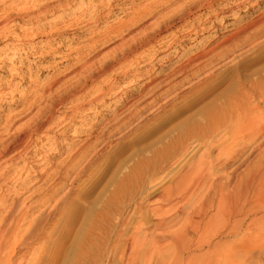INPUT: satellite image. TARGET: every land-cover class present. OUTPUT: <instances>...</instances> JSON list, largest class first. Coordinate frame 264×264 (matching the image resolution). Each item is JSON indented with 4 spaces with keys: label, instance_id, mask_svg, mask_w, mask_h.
<instances>
[{
    "label": "rangeland",
    "instance_id": "rangeland-1",
    "mask_svg": "<svg viewBox=\"0 0 264 264\" xmlns=\"http://www.w3.org/2000/svg\"><path fill=\"white\" fill-rule=\"evenodd\" d=\"M229 105L264 128V0H0V139L40 112L47 122L5 166L0 193L40 207L0 235V264H264V181L217 214L184 178L244 179L264 161L251 132L210 147L222 136L208 119Z\"/></svg>",
    "mask_w": 264,
    "mask_h": 264
},
{
    "label": "bare ground",
    "instance_id": "bare-ground-1",
    "mask_svg": "<svg viewBox=\"0 0 264 264\" xmlns=\"http://www.w3.org/2000/svg\"><path fill=\"white\" fill-rule=\"evenodd\" d=\"M262 18V15H261ZM181 20V19H180ZM178 22V21H177ZM121 23V22H120ZM122 24V23H121ZM172 24H173V20H168L165 18H162L160 20V22L158 23L157 26V30L158 32L162 33V32H167L172 28ZM176 25V24H175ZM118 26V25H117ZM118 28V27H117ZM150 39H152L151 36H147L145 38H143V40H139V43L144 41H150ZM227 41V39H226ZM135 45V44H134ZM134 45H127L124 46V48L121 49L120 54L122 57V60L125 59L134 49ZM141 46V45H140ZM218 47V46H216ZM215 47V48H216ZM119 57V56H118ZM116 58V57H115ZM120 59V58H119ZM113 63V62H112ZM116 63V61H115ZM87 65V64H86ZM111 65V64H110ZM109 66H107L106 68L108 69ZM113 65V64H112ZM93 68H95V64L87 66V70L85 71V74H87V77L85 75L82 76L81 79H79L76 83V85L74 87H72L73 92L78 91L80 88H83L85 85H87L88 81H90L91 79H93L94 77V70ZM113 67L111 66V69ZM101 69V68H100ZM108 71V70H107ZM102 72V71H101ZM96 75V74H95ZM249 87V86H248ZM253 88V87H252ZM66 89V88H65ZM59 92V91H58ZM60 94V93H59ZM63 94V93H62ZM52 98V97H51ZM236 99V98H235ZM53 100V99H52ZM62 101V100H61ZM62 103V102H61ZM234 104V103H232ZM237 104V103H235ZM242 104V103H241ZM231 105V104H230ZM229 105V106H230ZM256 105V104H255ZM259 105V104H257ZM49 106V105H48ZM227 107L224 115L222 116L224 119L222 122H220V116L218 114H214L212 117H210L208 119L209 121V125L211 128V134H216L218 136H222L217 142H211L210 143V147L213 149L216 148H220L222 147L226 141H224L226 138V140L228 141V138H236L238 139L240 136H242V139H247V132H251L253 133V137L255 136L254 134H256L258 137H262L264 136V128H259L255 129L253 128V125L251 126L250 123L248 126V121L251 119V115L250 117L246 116V110L245 107H238L236 105L234 106H230ZM216 108V107H215ZM254 109V107H252ZM262 108V107H261ZM251 109V108H250ZM257 109H255L256 111ZM259 112H260V108H258ZM249 111V110H248ZM251 111V110H250ZM37 112V111H36ZM35 112V113H36ZM40 112V111H39ZM43 113V112H42ZM252 113H254V110L252 111ZM257 112H255V116ZM41 112L39 114H35L33 117H31L27 124L22 127L20 130H16L13 132V134L6 140H1L0 139V191L1 190H5L7 189V185L9 186L10 183H8V181L6 182L7 179H9V176L14 172V170L6 168L7 165H15V163L19 160H23L22 155L27 153V148L26 145H29L27 143H29L28 140H30L31 134H38L40 133V131L43 129L45 123H47L46 121H44L41 117ZM43 115V114H42ZM221 115V113H220ZM226 115V116H225ZM51 116V115H50ZM201 116V115H200ZM219 116V125H217L218 123H216V125H214L215 120L218 119ZM140 117V116H139ZM259 117V116H258ZM257 117V118H258ZM256 118V119H257ZM255 119V118H254ZM261 119V117H260ZM259 119V120H260ZM207 121V122H208ZM252 121V120H250ZM255 121V120H253ZM257 121V120H256ZM262 121V119H261ZM259 121V122H261ZM206 123V122H205ZM257 123V122H256ZM203 125V124H202ZM206 125V126H207ZM257 125V124H256ZM261 126V125H260ZM204 127V126H203ZM257 127V126H255ZM5 128V127H4ZM208 129V127H207ZM222 129V131H221ZM6 130V129H5ZM201 130V129H200ZM205 130V129H204ZM203 130V131H204ZM202 131V133H203ZM8 132V131H7ZM116 132V131H115ZM206 132V130L204 131ZM193 134V133H191ZM197 134V133H196ZM205 134V133H204ZM246 134V135H245ZM250 134V133H249ZM195 135V134H194ZM198 135V134H197ZM239 135V137H237ZM199 136V135H198ZM246 136V137H245ZM185 137V136H184ZM211 137V136H210ZM251 137V136H250ZM223 138H225L223 140ZM201 139V138H200ZM211 139V138H209ZM241 139V140H242ZM252 139V137H251ZM240 140V141H241ZM248 140V139H247ZM256 140V139H255ZM246 141V140H245ZM254 141V140H253ZM185 142V141H184ZM241 142H244L243 140ZM252 142V141H251ZM255 142V141H254ZM218 143V145H217ZM248 143V142H247ZM258 143V142H257ZM244 144V143H243ZM251 144V143H250ZM217 145V146H216ZM258 145V144H257ZM24 147V148H23ZM262 147V146H261ZM254 148V147H253ZM260 148V147H259ZM258 148V149H259ZM211 150V149H210ZM209 150V151H210ZM219 149H216V151L218 152ZM222 150V149H221ZM260 150H262L260 148ZM208 151V150H207ZM206 151V152H207ZM208 151V152H209ZM253 151V150H252ZM259 151V150H258ZM80 151H75V153H73L70 157H68L69 159L74 158L76 155H78ZM98 152V151H97ZM205 152V151H204ZM207 152V153H208ZM220 152V151H219ZM218 152V153H219ZM222 152V151H221ZM220 152V153H221ZM255 152V151H254ZM260 152V151H259ZM23 153V154H21ZM206 153V154H207ZM210 153H214L213 151ZM13 155L11 158H9L8 160H5L4 162H1V160L3 159V157L7 156V155ZM204 153V156L206 155ZM92 155V154H91ZM208 155V154H207ZM255 155V154H253ZM252 155V156H253ZM258 155V154H256ZM203 156V157H204ZM245 156V155H244ZM251 156V155H250ZM243 157V155H242ZM257 157V156H255ZM248 158V157H247ZM258 158V157H257ZM264 159V158H262ZM259 160V162L262 161ZM239 160V159H238ZM255 160V159H254ZM258 160V159H257ZM24 161V160H23ZM237 161V160H236ZM83 162V160H82ZM87 162V160H86ZM239 162V161H238ZM246 162V161H245ZM19 163V162H18ZM88 163V162H87ZM224 163V164H223ZM229 162L227 161V163L225 164V162H220L218 163V166H221L222 164L225 165L226 167H228ZM230 164V163H229ZM237 164V163H236ZM243 164V163H242ZM255 164V163H254ZM259 164V163H258ZM253 165L251 167H249L250 169H248V173L246 175V178L241 179L239 174L235 173L233 175H231V178H229L227 180V182L225 183H219L217 181V183H214L213 179H209L210 176H202L199 177L197 179H195L194 176H192L191 174H187L186 176H184L185 179L188 180H192L193 183L198 185H201L203 187H206L207 193H206V199H212V203L216 202V212L217 214H221L223 212L226 211V207H228L230 204L233 203H237V201L239 200L240 197V189H244L245 187L250 186V184L252 185L253 182L256 180L258 182H262L264 181V161H262V163H260L259 165ZM60 165V164H59ZM6 166V167H5ZM64 166V165H63ZM62 166V167H63ZM236 166V165H235ZM10 167V166H9ZM61 167V168H62ZM77 167V166H76ZM80 167V166H79ZM223 166H221L222 168ZM232 167V166H231ZM248 167V166H247ZM85 168V167H84ZM219 168V167H218ZM235 168V167H234ZM25 170L29 171V169L27 168V166L24 168ZM65 168H62L61 170H59L58 172H56V181H58L60 179L61 176L65 175ZM224 170H227V168L225 169L222 168ZM239 169V168H238ZM84 170V169H82ZM80 170V171H82ZM232 170V169H231ZM230 170V171H231ZM68 171V170H67ZM78 171V170H77ZM237 172V170L235 171ZM190 173V172H189ZM229 174V173H228ZM185 175V174H183ZM211 175V174H210ZM225 175V174H224ZM49 173L45 172V174H43V176L41 177V183L47 182L48 178H49ZM62 178V177H61ZM177 178V177H176ZM13 179H15V177H13ZM28 179V178H27ZM35 178H32L28 181V185L30 186V184H32L33 180ZM12 180V179H11ZM216 180V179H215ZM226 180V179H225ZM54 181V182H56ZM187 181V180H185ZM222 181V180H220ZM224 181V180H223ZM10 182V181H9ZM191 182V181H190ZM35 183V182H34ZM54 184V183H53ZM256 184V183H255ZM260 184V183H259ZM33 185V184H32ZM25 184L19 185L17 188L19 190H24L25 189ZM17 188H15L17 190ZM29 189L28 192H31L32 190L35 189V187H27ZM53 188V187H52ZM251 188V186H250ZM27 189V190H28ZM6 191V190H5ZM4 192V191H3ZM34 193V192H33ZM30 194V193H29ZM18 195H6L4 193H0V235L5 234L9 237H14L19 233L20 227L23 225V223H25L31 214H34L37 210L38 207H40V205H37V203L35 204V202H30V204L27 205V201L26 200H21L19 198H17ZM42 196V195H41ZM254 196V195H253ZM256 196V195H255ZM242 197V196H241ZM245 198V197H244ZM46 201V200H45ZM50 201V200H49ZM147 201V200H145ZM208 201V200H207ZM48 202V201H47ZM52 202V201H51ZM211 202V201H210ZM49 203V202H48ZM247 201H244L243 204L240 205V207H237L236 209V213L232 210L229 211V215L230 217L235 215H241L243 212V208L246 205ZM43 204V203H42ZM46 205V203H45ZM50 206V205H49ZM45 210V209H44ZM231 212V213H230ZM208 222V221H207ZM11 223V224H10ZM207 224V223H206ZM32 225V222L30 223L29 226ZM23 228V227H22ZM27 233V232H26ZM143 233V232H142ZM18 236V235H17ZM8 238V237H7ZM14 239V238H13ZM8 240V239H7ZM11 240V239H10ZM6 248V247H5ZM1 250V248H0Z\"/></svg>",
    "mask_w": 264,
    "mask_h": 264
}]
</instances>
